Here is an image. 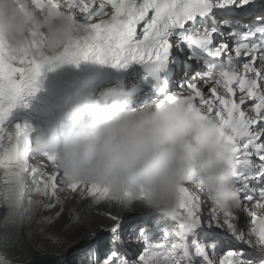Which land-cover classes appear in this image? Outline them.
<instances>
[{
    "label": "snow or ice",
    "instance_id": "6c2138e0",
    "mask_svg": "<svg viewBox=\"0 0 264 264\" xmlns=\"http://www.w3.org/2000/svg\"><path fill=\"white\" fill-rule=\"evenodd\" d=\"M32 3L41 11L71 9L79 14L78 22L86 23L87 33L52 59L30 53L35 40L13 47L0 39V207L5 210L0 243L16 241L15 229L26 215L25 201L33 210L59 205L57 217L63 212L57 193L65 190L90 199V206L101 202L122 205L105 186L65 183L53 154L43 155L54 169L51 172L31 164L36 158L31 152V128L26 123L14 124L9 117L26 96L35 93L42 68L52 60L78 64L94 59L117 68L136 62L154 77L157 92L170 105L163 109L165 114L187 111L196 119L214 117L219 122L221 137L234 147V183L240 202L234 210L213 205L206 209L202 196H207L192 172L181 188L178 211L143 217H159L158 239L153 240L155 233L147 226L130 229L144 244L136 259H128L120 250L122 218L104 213L114 223L106 229L111 233L109 251L100 264H264V7L248 13L244 21L238 10L254 5L255 0ZM193 65L198 67L193 70ZM177 67L181 68L179 76ZM124 195L130 206L142 199L143 189L135 197ZM44 198L50 202L44 203ZM70 212L78 216L75 209ZM215 229L228 236L210 239L217 236ZM95 257L93 249L89 264H96ZM0 264L10 262L0 255Z\"/></svg>",
    "mask_w": 264,
    "mask_h": 264
},
{
    "label": "clouds",
    "instance_id": "9594fccd",
    "mask_svg": "<svg viewBox=\"0 0 264 264\" xmlns=\"http://www.w3.org/2000/svg\"><path fill=\"white\" fill-rule=\"evenodd\" d=\"M78 15L63 8L41 11L32 0H0V39L13 47L35 40L30 53L52 59L87 33ZM134 95L114 88L80 94L47 135L31 137V152L55 155L65 183L105 186L123 206L130 203L125 193L135 197L142 188L139 202L147 212L172 215L187 176L195 172L211 205L238 208L236 155L221 137L219 122L187 111L165 114L170 105L158 97L133 106Z\"/></svg>",
    "mask_w": 264,
    "mask_h": 264
},
{
    "label": "rangeland",
    "instance_id": "374dc122",
    "mask_svg": "<svg viewBox=\"0 0 264 264\" xmlns=\"http://www.w3.org/2000/svg\"><path fill=\"white\" fill-rule=\"evenodd\" d=\"M57 183L59 184V180ZM57 194L63 201V212L58 217L54 214L60 210L59 205L49 210H33L27 208L25 201L27 215L24 230L28 225L32 226V233L38 236L36 245L48 249L49 253L60 254L62 261L59 264H89V253L93 249L96 251V264H100L109 251L111 233L106 229L111 228L114 223L104 213L107 212L106 208L114 207L115 203L101 202L95 206H90L91 200L88 198L80 199L78 193L65 190ZM43 202L49 203L50 201L44 198ZM118 208L124 210L120 216L123 220L120 235L125 233L124 230L121 231L123 227L130 226V229L133 227L138 229V226L144 224L148 219L143 217L149 212L146 209H140V207L135 208L134 203L130 206L121 205ZM72 209H75L78 216L71 215L70 210ZM46 217L53 218L48 220L45 219ZM150 217H155L154 223L159 219L156 216ZM128 234L126 233L124 236ZM44 237L47 239L43 240ZM49 241H54V245L50 244ZM126 247L127 245L124 244L120 250L128 259H136L144 248L143 245H139L135 254L130 253L128 255L123 250Z\"/></svg>",
    "mask_w": 264,
    "mask_h": 264
},
{
    "label": "bare ground",
    "instance_id": "6f19581e",
    "mask_svg": "<svg viewBox=\"0 0 264 264\" xmlns=\"http://www.w3.org/2000/svg\"><path fill=\"white\" fill-rule=\"evenodd\" d=\"M264 7V1H262L259 5L258 11ZM252 9L245 8L243 10H238L242 13L243 17L242 20L247 21L249 19L248 13L251 12ZM95 19V18H94ZM241 19V18H240ZM42 73V72H41ZM176 76H179L181 74V68L177 67L175 70ZM62 83L61 89L59 87H54L49 90L50 95H55L59 91H62L63 94V102L56 108L50 109L48 111H44L41 116V127L40 130H38L37 133H42L44 135H47L48 131L58 125L59 121L62 118V112L65 110V108L68 106L69 103L75 102L80 98V94L82 93H88V89L90 87V83L87 79L80 81L77 86H75L73 81H69L68 78H64L60 80ZM38 87L41 89H44L46 92V88L43 86V82L39 78ZM151 88L153 86L150 84L148 80L145 79L144 73L142 71V66L133 65V66H127L125 68H120L119 71H117L110 81L105 84L100 89L94 90L92 95H98L103 89L105 88H114V89H136L134 99H133V106H136L140 103L141 98L139 97L140 94L147 95L148 93L151 94ZM161 98V97H159ZM147 99L143 100L142 103H144ZM141 103V104H142ZM15 110V108L13 109ZM12 110V111H13ZM36 133V134H37ZM30 163L38 168H43L47 172H51L54 169L52 168V165L46 160V158H35L34 160H30ZM202 198L206 201V209L210 208L212 205L207 197ZM118 206H121L119 204L115 203L114 207H108L106 208V213L110 214L111 216H121L122 213H124V210H120ZM135 208H139L144 210L142 203L135 202L134 203ZM30 212H32L30 210ZM206 214V212H205ZM5 215V210L3 207H0V232L3 231V217ZM27 215V214H26ZM23 217L21 223L17 226L15 231L17 232L18 236L15 242L13 243H0V255L4 256V258L10 262V264H59L60 261H62V257L60 254H53L49 253L48 249L42 248L40 246L36 245V240L38 238L37 235L33 234V227L28 225L26 229L25 227V217ZM32 216V215H31ZM110 221H113L110 219ZM155 217H149L144 224H140L138 226V229L143 226H147L150 230H152L155 235L153 236V240H156L159 238L160 233L157 231V225L154 223ZM23 226V228H22ZM163 225H161L162 227ZM125 231V233L121 234V239L123 241L122 246L124 244L127 245L126 248H123V250L128 253V255L135 254L137 247L139 245L144 244L142 242H138L136 240V237L133 238L132 233H130V226L123 227L121 231ZM217 233L216 237L213 238H219L223 240L224 237H227L228 234L226 232H223L219 229L214 230ZM126 233H129L126 235V238L124 235ZM47 238H43L45 240ZM230 240L231 238L228 237ZM50 244L54 245V241H49ZM121 246V247H122ZM233 246H236L233 242ZM239 247H244L243 245H239Z\"/></svg>",
    "mask_w": 264,
    "mask_h": 264
}]
</instances>
